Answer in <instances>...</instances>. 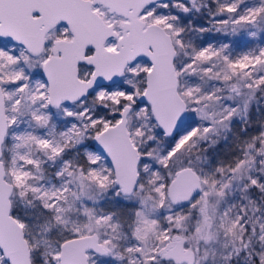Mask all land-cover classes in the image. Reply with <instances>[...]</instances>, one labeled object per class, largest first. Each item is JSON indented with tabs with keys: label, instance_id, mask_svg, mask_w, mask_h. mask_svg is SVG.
Listing matches in <instances>:
<instances>
[{
	"label": "snow or ice",
	"instance_id": "obj_1",
	"mask_svg": "<svg viewBox=\"0 0 264 264\" xmlns=\"http://www.w3.org/2000/svg\"><path fill=\"white\" fill-rule=\"evenodd\" d=\"M0 264H264V0H0Z\"/></svg>",
	"mask_w": 264,
	"mask_h": 264
}]
</instances>
